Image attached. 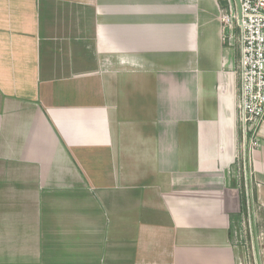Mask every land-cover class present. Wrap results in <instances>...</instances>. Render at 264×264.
<instances>
[{"label": "crops", "instance_id": "crops-1", "mask_svg": "<svg viewBox=\"0 0 264 264\" xmlns=\"http://www.w3.org/2000/svg\"><path fill=\"white\" fill-rule=\"evenodd\" d=\"M224 3L0 0V264H239Z\"/></svg>", "mask_w": 264, "mask_h": 264}, {"label": "built area", "instance_id": "built-area-1", "mask_svg": "<svg viewBox=\"0 0 264 264\" xmlns=\"http://www.w3.org/2000/svg\"><path fill=\"white\" fill-rule=\"evenodd\" d=\"M223 1L224 5L219 8V21L225 40L230 39L231 31L237 30L235 44L238 49V86L235 115L242 153H246L248 157L258 147L259 128L264 124V0H238L239 15L235 0ZM251 202L250 198L243 224L244 244L241 245L248 250L247 256H244L245 264H260L254 246L262 243L264 236L261 231L256 235L253 230L257 223Z\"/></svg>", "mask_w": 264, "mask_h": 264}, {"label": "trees", "instance_id": "trees-1", "mask_svg": "<svg viewBox=\"0 0 264 264\" xmlns=\"http://www.w3.org/2000/svg\"><path fill=\"white\" fill-rule=\"evenodd\" d=\"M240 157H238L237 162L235 164L236 168L237 166H240L238 169V171L240 173H238V178L237 180H233L232 186L233 187H239V191L240 194L242 196V211H243V215L246 219L247 217V201L250 200L251 197H249V193L247 194V192H249L250 187L251 186V172H250V168H249V164H248V157H245L244 155H242V159H240ZM247 159V160H246ZM250 180V182H249ZM249 183V186H248ZM246 184V185H245ZM246 186V187H245ZM258 226V224H256V227ZM259 227V226H258ZM257 227V230H258Z\"/></svg>", "mask_w": 264, "mask_h": 264}, {"label": "rangeland", "instance_id": "rangeland-1", "mask_svg": "<svg viewBox=\"0 0 264 264\" xmlns=\"http://www.w3.org/2000/svg\"><path fill=\"white\" fill-rule=\"evenodd\" d=\"M219 1V0H218ZM221 1V0H220ZM236 33H237V30L235 29V30H233V31H231V35H230V39H229V41H226V42H224L225 44L228 42V44H226L225 45V47H227V49H228V53H229V55H232V57L234 58V55H235V52H236V45H235V37H236ZM232 37H234V39H232ZM239 151H240V153H241V158L240 159H242V155H244L245 157H247V155H246V153H242V151H243V148H242V145H241V143H239ZM247 160V159H246ZM240 166H237V168H239ZM237 178L239 177L238 175L236 176ZM249 182H250V180H249ZM246 185V184H245ZM248 186H249V183H248ZM246 187V186H245ZM250 187V189H251V186H249ZM251 193V191L249 190V194ZM253 230H254V232H255V234L257 233L258 235H259V232L260 231H258L257 230V227H254L253 228ZM261 232L263 233V236H264V231H263V229H261ZM256 234V235H257ZM255 236V235H254ZM264 241V237H263V240H262V242Z\"/></svg>", "mask_w": 264, "mask_h": 264}, {"label": "water", "instance_id": "water-1", "mask_svg": "<svg viewBox=\"0 0 264 264\" xmlns=\"http://www.w3.org/2000/svg\"><path fill=\"white\" fill-rule=\"evenodd\" d=\"M236 2V10H237V13L239 15V3H238V0H235ZM237 231H238V227H237ZM238 247H237V250L239 252V264H245V257H244V253H243V246L241 245V236H240V232H238Z\"/></svg>", "mask_w": 264, "mask_h": 264}]
</instances>
